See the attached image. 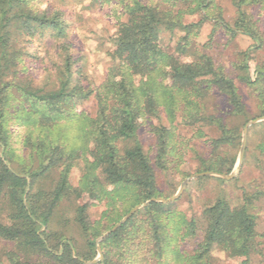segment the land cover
Instances as JSON below:
<instances>
[{
    "label": "trees",
    "instance_id": "trees-1",
    "mask_svg": "<svg viewBox=\"0 0 264 264\" xmlns=\"http://www.w3.org/2000/svg\"><path fill=\"white\" fill-rule=\"evenodd\" d=\"M93 1L119 6L126 18L107 54L113 67L100 86L87 89L74 80V61L66 53L58 88L46 91L16 83L25 55L22 45L36 35L65 40L68 24L62 12L42 11L36 0H0V244L8 246L0 251V264H81L95 259L96 241L104 231L133 207L161 197L156 169L168 172L182 158L188 147L182 130L217 128L219 137L209 141L211 157L197 159L204 172L230 173L235 160L230 163L219 153L239 144L240 129L210 113L208 100L222 96L230 116L248 118L237 79L255 91L264 116V0H231L236 10L232 23L217 0ZM207 23L213 25L210 43L220 31L230 40L243 36L251 41L232 70L195 47ZM70 48L67 44L63 50ZM13 91L30 104L23 114L34 118L21 143L27 149L24 161L15 158L10 142ZM93 95L96 117L80 115L89 124L87 149H71L55 138V128L73 113L76 102ZM143 127H150L156 139L153 162L139 139ZM259 128L256 149L264 156V123ZM80 161L82 177L73 187L71 172ZM54 172H59L55 184L43 186V179ZM263 196L264 191L244 192L242 203L234 207L219 198L201 220L152 203L102 242L103 259L97 264H215L216 254L252 264L254 256L262 255L254 211ZM63 201L76 203L74 221L85 251L79 252L66 233L53 228ZM94 202H105L107 210L92 223L88 211ZM190 240L197 243L187 252Z\"/></svg>",
    "mask_w": 264,
    "mask_h": 264
},
{
    "label": "rangeland",
    "instance_id": "rangeland-1",
    "mask_svg": "<svg viewBox=\"0 0 264 264\" xmlns=\"http://www.w3.org/2000/svg\"><path fill=\"white\" fill-rule=\"evenodd\" d=\"M36 4L42 11L47 10L50 13L53 11L62 12L63 18L68 24V36L65 40L51 34L27 38L25 44L22 45L25 55L16 83L31 85L35 90H56L59 86L60 73L64 68L66 53H69L72 56V61H74L72 67L74 80L81 81L87 89L93 90L100 86L110 68L113 67L107 54L114 47L113 41L119 23L124 22L126 19L122 16V9L112 4L101 6V4L95 3L93 0L83 2H74L72 0H36ZM217 4L222 8L224 18L229 23H232L236 17V10L231 0H217ZM212 29L213 25L211 23L205 24L194 45L202 52L211 55L217 63L232 70L231 67L238 60L239 53L246 50L251 45V41L243 36L230 40L220 31L215 36L214 41L210 43ZM166 39L165 43L167 44L169 36ZM176 41L177 37L174 38V42ZM67 44H70L71 48L68 52H65L63 48ZM205 45L206 47H204ZM236 85L243 98V102L247 106L248 118L242 119L230 116V108L226 103V99L217 94L209 98L208 109L210 113H216L223 118L229 127H238L241 136L238 145L223 148L219 153L221 157H226L230 163L235 160L230 173H213L230 175L235 172L238 175L231 180H225L219 176L192 179L177 201L166 204L170 205L176 214L184 215L187 219L194 218L201 220L203 211L213 205L219 198L225 197L234 207L242 203L244 192L255 193L264 191V156H261L260 152L256 149L261 140L259 125L264 122L253 125L248 129L243 162L240 171H238L237 163L242 148L245 126L249 122L264 116H260L259 101L257 100L255 91L247 85L240 83L238 79L236 80ZM13 93L10 95L8 107L10 142L15 158L19 161H24L27 157V149L21 148V143L28 136L29 129L31 128L29 124H33L34 118L28 114H23L22 111L23 108H27L28 110L30 104L22 102L23 98L16 91H13ZM75 104L73 113L67 119L58 122L59 125L55 128L54 136L56 135L55 138L59 137L63 139L69 148L75 150L81 149L84 152L87 149L86 132L89 124L82 117L88 119L95 118L97 114V102L93 95L89 99L76 102ZM75 113L79 116H75ZM18 118L21 120L18 121ZM202 132L199 133L196 129L182 130V136H185L188 141V147L182 158L178 159V162L171 166V170L168 172L156 169V182L161 194L159 198H172L179 192L186 179L196 174L205 173L197 159V155L206 159L211 157L212 149L209 141L218 138L220 131L215 127H206L202 129ZM139 139L145 152L153 162L156 139L152 135L150 127H143L140 130ZM82 167L83 163L80 161L72 169L70 182L73 187L79 185L82 177ZM58 174L59 172H54L45 177L42 181L43 186L47 188L53 186L58 179ZM75 209V202L63 201L56 212L53 228L66 233L75 242L79 252H82L86 250V244L79 227L74 221ZM106 210L107 206L105 202H94L88 211L90 222L95 223L101 220ZM254 212L257 215V233L262 255L254 256L252 264H264V196L256 202ZM128 213L124 214L121 220ZM110 230L104 231L99 239ZM102 242L100 243L101 251ZM196 243L195 240H190L185 250L190 252ZM5 247L8 246L0 244V251ZM215 256V264H237L221 254H216ZM97 257L98 251L96 246L95 259ZM85 262L89 261L82 260L81 264Z\"/></svg>",
    "mask_w": 264,
    "mask_h": 264
},
{
    "label": "water",
    "instance_id": "water-1",
    "mask_svg": "<svg viewBox=\"0 0 264 264\" xmlns=\"http://www.w3.org/2000/svg\"><path fill=\"white\" fill-rule=\"evenodd\" d=\"M264 122V117L261 118H257L251 122H249L244 129V135H243V142H242V148H241V152H240V156L238 159V171H240L241 169V165L243 162V157H244V153H245V148H246V139H247V133H248V129L253 126L256 125L258 123ZM238 175V173L233 172L230 175H218L215 174L213 172H205V173H200V174H196L194 176H192L191 178H188L185 180V182L182 184L179 192L173 196L170 199H164V198H153L149 201H147L146 203H143L141 205L136 206L135 208H133L127 215L126 217L121 220L118 224H116L110 231H108L107 233H105L96 243L97 246V251H98V257L95 260L89 261V262H85L84 264H97L98 262H100L103 259V255H102V251L100 248V243L106 239L108 236H110L111 234L115 233L121 226H123L124 224H126V222L135 214L137 213L139 210L144 209L148 206H150L152 203H162V204H169L172 202L177 201L183 194L185 188L187 187L188 183L195 178H199V177H212V176H219L225 180H231L234 177H236Z\"/></svg>",
    "mask_w": 264,
    "mask_h": 264
}]
</instances>
